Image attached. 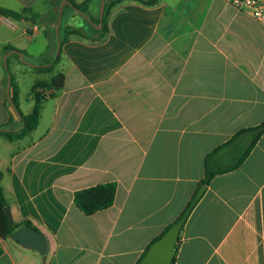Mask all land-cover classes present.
<instances>
[{
  "label": "crops",
  "instance_id": "0c3cea01",
  "mask_svg": "<svg viewBox=\"0 0 264 264\" xmlns=\"http://www.w3.org/2000/svg\"><path fill=\"white\" fill-rule=\"evenodd\" d=\"M65 1L0 0L41 16L0 13V130L24 127L12 81L22 115L44 97L35 130L0 135V183L15 223L49 242L41 255L0 235V264H140L203 185L175 264H264V135L236 168L252 136L234 140L264 124V26L231 0H110L98 40L99 13L66 3L62 26ZM106 183L115 203L85 215L75 193Z\"/></svg>",
  "mask_w": 264,
  "mask_h": 264
},
{
  "label": "trees",
  "instance_id": "16d2710c",
  "mask_svg": "<svg viewBox=\"0 0 264 264\" xmlns=\"http://www.w3.org/2000/svg\"><path fill=\"white\" fill-rule=\"evenodd\" d=\"M66 1L68 2V4L70 6L74 7L75 9H77L83 13H87L89 11L90 4L93 0H87L82 5L76 4L73 0H66ZM109 1L110 0H107V3L105 5L103 27L101 28L100 31H98V33L101 35V37L98 38V40L99 39L102 40L105 37V35L107 34V32H108L107 21H108L110 9L113 7V5L116 2H118L120 0H116V2H113L111 4L108 3ZM150 3H152V2H150ZM0 13L2 15H4L5 17L11 18V19L16 20V21H20L22 19H30V18L33 21H37L38 19H41L40 15H37V14L33 13L32 11L27 10V9L22 10L20 12H16V11L0 8ZM42 20L45 22V24H48V22L46 20H44V19H42ZM66 34H67V36H72V35H80L81 36V35H83L81 29H75V28H68ZM63 43H64V41L62 40V38H60L61 47H62ZM59 59H60V54H59L57 60L55 61V63L58 62ZM52 69H53V66L41 67L38 70L43 71V72H51ZM64 84H65V77L63 74H59L56 77H54L53 81L50 83V86L55 91H59L64 87ZM12 86H13L12 102H13V105H14L17 113L22 116L24 127L19 132H7V131L0 130V135L4 136L5 138H7L10 141H15V140H18V139L25 137L27 134H29L30 132L35 130L37 123H38V120H39V116H40L42 99L44 97H43V95H38L36 102H35V107H34L33 112L29 115L24 116L21 114L20 109H19L18 88H17V85L13 81H12ZM248 134H250L252 136V140H251L250 144L248 145V147L246 148L245 154L242 156L241 160L237 163L235 168L243 163V161L251 153L252 149L254 148V146L256 145L258 140L260 139V137L262 135H264V124H262L256 128L241 131L240 133H238L234 137V140H236V139H238L244 135H248ZM234 140L231 141V143L234 142ZM231 143H229V144H231ZM207 165H208V159H207ZM216 173H217V171H212V170L207 168V178L205 179L204 183L208 184L209 181L211 180V178ZM116 193H117V184L116 183L101 184V185H97L94 187H90V188H86V189H82V190L77 191L74 195V203L85 215L92 216L98 212H101V211H104V210L111 208L113 206V204L115 203ZM192 204H193V201L190 203L189 207L187 208L185 213L182 215V217L186 214V212L189 210V208L191 207ZM7 206H8V203L6 201L2 185L0 183V235L3 238L10 237L16 231V229L20 228L23 225H28L29 227H33V228L37 229L29 221H26L24 223H19V224L15 223V225H11L9 218L5 212V208ZM182 231H183V229H182ZM179 242H180V238H179ZM151 245L149 246V248L151 247ZM149 248L147 249L146 253L148 252ZM3 252H4V250L0 246V256L3 254ZM146 253H145V255H146ZM177 255H178V246L176 248V252H175L172 264L176 263Z\"/></svg>",
  "mask_w": 264,
  "mask_h": 264
},
{
  "label": "water",
  "instance_id": "95a60500",
  "mask_svg": "<svg viewBox=\"0 0 264 264\" xmlns=\"http://www.w3.org/2000/svg\"><path fill=\"white\" fill-rule=\"evenodd\" d=\"M105 1L106 0H93L89 7V12L92 15L96 16L98 13L100 14L101 23L99 27L95 26V28L98 29H101L103 27ZM66 3L68 2L65 1L62 3L61 10L63 9ZM76 11L80 13L88 22L91 23L89 17L86 14L82 13L79 10ZM56 17L57 14L54 13L49 18V25H54ZM58 30L59 28H57V32ZM205 189L206 186L203 185L186 214L181 219H179L174 225H172L162 237H160L151 245L148 252L141 260L140 264H172L176 248L179 243L181 231L196 203L203 196ZM5 212L9 218L10 224L15 225V219L13 217L11 207L7 206L5 208ZM10 239L21 247L28 250L36 251L41 255H46L49 250V242L47 237L39 230L33 227H29L28 225H23L20 228L16 229V231L10 236Z\"/></svg>",
  "mask_w": 264,
  "mask_h": 264
},
{
  "label": "built area",
  "instance_id": "2783aa9c",
  "mask_svg": "<svg viewBox=\"0 0 264 264\" xmlns=\"http://www.w3.org/2000/svg\"><path fill=\"white\" fill-rule=\"evenodd\" d=\"M231 4L264 26V0H231Z\"/></svg>",
  "mask_w": 264,
  "mask_h": 264
},
{
  "label": "rangeland",
  "instance_id": "374dc122",
  "mask_svg": "<svg viewBox=\"0 0 264 264\" xmlns=\"http://www.w3.org/2000/svg\"><path fill=\"white\" fill-rule=\"evenodd\" d=\"M72 11V10H71ZM64 12V16H63V18H64V20H63V24H62V26L64 27L65 25H66V22H67V19H68V13H69V9L68 8H66L65 10H61V8H60V13L62 14ZM50 18V17H49ZM95 26V25H94ZM63 31V30H62ZM62 31H61V33H62Z\"/></svg>",
  "mask_w": 264,
  "mask_h": 264
}]
</instances>
